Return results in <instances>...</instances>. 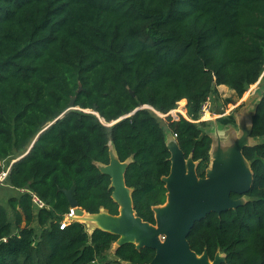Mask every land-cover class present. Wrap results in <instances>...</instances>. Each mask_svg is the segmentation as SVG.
Wrapping results in <instances>:
<instances>
[{
  "label": "trees",
  "instance_id": "trees-1",
  "mask_svg": "<svg viewBox=\"0 0 264 264\" xmlns=\"http://www.w3.org/2000/svg\"><path fill=\"white\" fill-rule=\"evenodd\" d=\"M263 70L264 0H0V171L32 144L8 163L5 182L22 192L0 204V264L149 262L154 250L134 243L111 252V232L79 220L60 227L71 208L63 190L74 185L87 212L118 213L97 165L109 162L111 143L129 160L136 214L155 223L170 152L149 106L166 114L204 176L212 138L199 120L202 102L219 84L240 98ZM178 101L186 116L175 118L168 112ZM94 105L97 114L85 110ZM251 136L264 137V92ZM243 155L253 175L245 201L208 213L187 236L197 254L223 253L221 264H264V138ZM28 190L47 206L35 208Z\"/></svg>",
  "mask_w": 264,
  "mask_h": 264
},
{
  "label": "water",
  "instance_id": "water-1",
  "mask_svg": "<svg viewBox=\"0 0 264 264\" xmlns=\"http://www.w3.org/2000/svg\"><path fill=\"white\" fill-rule=\"evenodd\" d=\"M74 101L73 95L69 100V108L75 107ZM257 102L250 105L247 99L246 104L233 114L237 128L216 125L212 135L207 131L212 142L204 176H198L197 161L191 155H184L175 135L172 133L169 144L165 134V142L170 152V170L162 177L167 190L166 201L153 207L155 223H150L136 214L131 196L132 188L124 180L129 160L120 161L111 143L109 162H97V165L110 177L111 197L118 204V213L112 214L105 208H100L98 212L85 211L74 198L72 185L63 190L73 210L70 219L90 224L83 218L87 215L93 220V227L87 226L89 231L100 228L116 234L118 237L112 244L111 252L125 243H134L138 249L145 246L154 250L149 262L126 261V264H221L225 260L223 253L216 252L213 259H210L206 250L197 254L191 248L187 236L194 223L205 218L208 213H220L245 201L253 175L249 162L243 155V148L263 140L262 137L251 136L252 115ZM85 110L97 114L95 105L91 110ZM122 117L105 124L111 125ZM31 145L11 163L25 155ZM231 193L241 196L233 198Z\"/></svg>",
  "mask_w": 264,
  "mask_h": 264
},
{
  "label": "crops",
  "instance_id": "crops-1",
  "mask_svg": "<svg viewBox=\"0 0 264 264\" xmlns=\"http://www.w3.org/2000/svg\"><path fill=\"white\" fill-rule=\"evenodd\" d=\"M263 92H264V70L262 71L258 80L254 84H251L248 87V91L242 95L240 105L241 106L245 105L247 99L249 100L250 105H253L255 102H257V100L263 94ZM225 95L232 96L233 98H235L234 90L230 89L228 86H226L224 84L217 85L211 93V97H210L211 102H212L213 106H215L214 110L216 112L211 118L207 119V125L205 127L206 131H208V132L210 131L211 135H212V130H214L216 128V125L217 126L219 125L218 124L219 122L221 123L220 126H223V127L224 126L225 127L232 126L233 128H237V122L233 118V113L229 118V114H227V112H223V110L219 111V109H218V106H220V105H221L220 108L221 109L223 108L222 104L224 103V100L221 101L220 97L225 96ZM237 99H239V98H237ZM225 104L226 103H224V105ZM216 105H217V107H216ZM237 107H235V108H237ZM214 118H216V119L213 120ZM21 192H22L21 189L12 187L10 184H8L6 182L0 184V204H3L4 206H8V204H7L8 198L10 196H18Z\"/></svg>",
  "mask_w": 264,
  "mask_h": 264
},
{
  "label": "rangeland",
  "instance_id": "rangeland-1",
  "mask_svg": "<svg viewBox=\"0 0 264 264\" xmlns=\"http://www.w3.org/2000/svg\"><path fill=\"white\" fill-rule=\"evenodd\" d=\"M248 91V89L245 91V92H247ZM244 92V93H245ZM243 93V94H244ZM221 98V101H223L224 99H226V98H232V101H230L229 103H226L225 105H224V103L222 104V106H223V108L221 109L220 108V106H218V109H219V111H222L223 110V112H227V114H229V118H230V116L232 115V113L233 114H235L238 110H239V108L241 107V105H240V103H241V98H242V96L239 98V99H237L236 98V96H235V98H233L232 96H228V95H225V96H221L220 97ZM222 103V102H221ZM184 104L185 103H183V104H181V103H179V104H177L176 105V107L175 108H173L172 110H170L168 113H171L172 115H174L173 113H177V114H182V115H185V110H184ZM240 105V106H239ZM238 106V107H237ZM212 107L213 108H215V106H213V104H212ZM216 107H217V105H216ZM235 107H237V108H235ZM149 108H150V106H149ZM151 109V108H150ZM221 109V110H220ZM154 111V113L156 114V115H158L159 116V118H160V123H161V125L164 127V132H165V134H166V140H167V136H168V140H169V144L171 143L170 142V136L172 135V132L168 129V125H167V121H166V114H163V113H161V112H159V111H155V110H153ZM184 111V112H183ZM207 116V115H206ZM200 120V119H199ZM219 124V126H220V122L218 123ZM17 153H13L11 156H9L8 158H6L5 160H3V162H4V167H6L7 165H8V163H11V161L13 160V159H15L16 157H17ZM6 196V195H5ZM86 226H88V227H93V225H91V224H87L86 223ZM110 251H111V249H110ZM109 255L111 256L112 254L111 253H109Z\"/></svg>",
  "mask_w": 264,
  "mask_h": 264
},
{
  "label": "built area",
  "instance_id": "built-area-1",
  "mask_svg": "<svg viewBox=\"0 0 264 264\" xmlns=\"http://www.w3.org/2000/svg\"><path fill=\"white\" fill-rule=\"evenodd\" d=\"M179 103H180V101H178L177 104H179ZM150 108L152 110H155L151 106H150ZM155 111H157V110H155ZM215 112L216 111L212 107L211 98L207 97L201 104V116H200L199 119L200 120H207V119L211 118L215 114ZM173 114L174 115H172V114L171 115L173 117H175V118H177L180 115V114H177V113H173ZM184 116H186V114ZM9 167H10V165L4 167L0 171V184L5 182V180L7 178V175H8V172H9ZM28 192H29V194L31 196V200H32L35 208L40 209V208H43V207L47 206L46 202L36 192L30 191V190H28ZM72 214H73V210H72V208H70L69 212L64 214V217H63V219L61 221L60 227H64L65 224H67L70 220H72V219H70V216Z\"/></svg>",
  "mask_w": 264,
  "mask_h": 264
},
{
  "label": "bare ground",
  "instance_id": "bare-ground-1",
  "mask_svg": "<svg viewBox=\"0 0 264 264\" xmlns=\"http://www.w3.org/2000/svg\"><path fill=\"white\" fill-rule=\"evenodd\" d=\"M83 218H84L87 222H89L90 224L93 223V220H91L89 216L84 215Z\"/></svg>",
  "mask_w": 264,
  "mask_h": 264
}]
</instances>
